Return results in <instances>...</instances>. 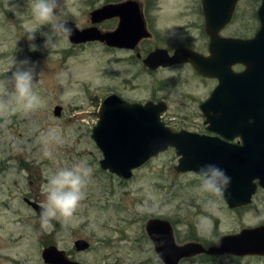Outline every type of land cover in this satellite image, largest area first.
<instances>
[{
    "label": "rangeland",
    "instance_id": "374dc122",
    "mask_svg": "<svg viewBox=\"0 0 264 264\" xmlns=\"http://www.w3.org/2000/svg\"><path fill=\"white\" fill-rule=\"evenodd\" d=\"M122 1L64 0L60 19L83 29L93 25L91 11ZM137 1L156 35L133 51L109 49L99 41L74 44L62 38L56 48L41 54L28 52L30 13L17 17L0 0V80L10 75L15 58L39 61L36 92L43 101L30 114L0 116V264H46L42 251L49 245L84 264H164L146 232L150 218L171 221L177 243L199 241L206 246L223 235L264 225L263 188L257 189L250 204L230 208L221 194L200 191L196 173L176 171L179 157L173 147L136 169L129 180L101 168L103 153L92 130L109 94L130 102L164 99L170 116L162 120L172 130L206 131L195 97L207 94L212 83L197 78L186 65L149 72L143 61L157 45L205 48L202 0ZM17 2L23 10L25 0ZM260 3L240 0L223 34L249 37L257 25L254 16ZM96 25L103 31L114 30L118 20ZM36 42L43 40L38 37ZM57 105L63 108L60 117L55 115ZM81 163L92 173L73 220L68 224L52 221L48 230L43 229L24 196L41 203L44 173ZM209 200L212 207H206ZM81 238L89 241V249L75 248ZM180 264H264V256L198 255Z\"/></svg>",
    "mask_w": 264,
    "mask_h": 264
},
{
    "label": "water",
    "instance_id": "95a60500",
    "mask_svg": "<svg viewBox=\"0 0 264 264\" xmlns=\"http://www.w3.org/2000/svg\"><path fill=\"white\" fill-rule=\"evenodd\" d=\"M239 1L203 0L206 30L211 37L210 56L184 48L171 56L166 49L159 48L143 61L151 70L190 62L202 75L218 78L219 84L203 106L207 116L205 123L209 130L226 138L240 135L244 143L232 144L185 129L174 131L162 120L161 115L167 109L164 101L130 102L112 93L102 101L99 121L92 130V138L103 153L100 160L103 170L129 180L136 169L173 147L179 157L175 166L177 172L197 174L201 167L211 164L230 177V184L221 194L230 208L250 204L257 189H264V0L258 9L261 25L254 38L220 36V29L231 21ZM90 15L93 25L83 29L66 20L73 29L69 37L72 43L99 41L111 47L134 50L151 34L137 0L106 3ZM115 17L119 22L114 30L103 31L96 25ZM235 64H243L245 69L235 72ZM62 110V106L57 105L55 115L60 117ZM25 202L40 219L41 203L27 197ZM146 232L164 264H180L198 255L264 256V225L223 235L217 243L208 246L199 241L177 243L173 224L163 218H150ZM74 245L78 251L91 246L83 238L77 239ZM42 258L46 264H84L72 260L56 245L46 246Z\"/></svg>",
    "mask_w": 264,
    "mask_h": 264
},
{
    "label": "clouds",
    "instance_id": "9594fccd",
    "mask_svg": "<svg viewBox=\"0 0 264 264\" xmlns=\"http://www.w3.org/2000/svg\"><path fill=\"white\" fill-rule=\"evenodd\" d=\"M5 7L17 17L22 12L30 13L32 26H26L30 53L49 52L58 46L62 38L67 39L73 34L68 22L60 19L64 15V0H25L23 10L17 0H5ZM38 37L42 38L43 43L36 42ZM13 65L10 75L0 80V116L27 115L43 105L36 92L41 73L37 72L39 61L25 56L23 59L15 58ZM91 173L92 170L82 163L44 173L45 183L41 186V192L45 199L40 204L43 229L48 230L52 221L68 224L73 220L85 199ZM196 175L200 191L210 195L223 194L230 184V177L216 165H205ZM212 206L213 202L209 200L206 207ZM141 208L138 206V210Z\"/></svg>",
    "mask_w": 264,
    "mask_h": 264
},
{
    "label": "flooded vegetation",
    "instance_id": "af4514ba",
    "mask_svg": "<svg viewBox=\"0 0 264 264\" xmlns=\"http://www.w3.org/2000/svg\"><path fill=\"white\" fill-rule=\"evenodd\" d=\"M261 2H262V0H261ZM239 3V2H238ZM238 3H237V6H238ZM139 5H140V9H141V11L143 12V15H144V20H145V24H146V28L148 29V31L151 33L150 34V36L149 37H147V38H143L139 43H138V45H140L144 40H147V39H151L152 37H155V31H154V29L151 27V23H150V21H149V19L146 17V15H145V12H144V10H143V6H142V4H140L139 3ZM260 5H261V3H260ZM260 5H259V7H260ZM237 6H236V9H237ZM259 7H258V9H259ZM236 9H235V11H234V14H233V17H232V19H231V21L225 26V27H223L222 29H220V31H219V35L220 36H222V37H231V38H242V37H238V36H225L224 34H223V31L228 27V26H230L231 25V23H232V21H233V19H234V17H235V15H236ZM258 9L256 10V12H255V16H254V20H256V22H257V25H256V27H255V25H254V29H253V32L251 33V35H249V37H244V38H242V39H251V38H254L255 36H256V34H257V32H258V30H259V28H260V25H261V23H260V19H259V16H258ZM201 10H202V14H203V18H204V21H203V23H202V30H203V38H204V45H205V48L203 49V50H198V49H194V48H192V47H189V46H183V45H178V46H174V44H172L171 46H164V45H157L154 49H151V50H149L147 53H146V55L145 56H148V54L150 53V52H152V51H154V50H156V49H159V48H162V49H166L168 52H169V54L172 56L178 49H180V48H184V49H191V50H194V51H196V52H199V53H201V54H203V55H205V56H210L211 55V52H210V41H211V37H210V35L208 34V32H207V30H206V19H205V14H204V7H203V0H202V8H201ZM112 19H115V20H118V22H119V18L118 17H115V18H111V19H109V20H112ZM137 45V46H138ZM108 46V45H107ZM174 46V47H173ZM109 47V49H117V50H132L133 51V49H128V48H117V47H111V46H108ZM137 48V47H136ZM137 56L138 57H140L141 56V53L138 51L137 52ZM145 59V58H144ZM143 59V60H144ZM183 65H186V66H188L190 69H191V71L193 72V74L197 77V78H199V79H201V80H204V81H209V82H211L212 83V87L208 90V93L207 94H205L202 98H199V99H197V97H195V100L197 101V106L199 107V109H200V115H201V117L203 118V120H204V122H206V120H207V116H206V111L205 110H203V106L204 105H206L208 102H209V100H210V98H211V96H212V94H213V92H214V90H215V88L217 87V85L219 84V79L218 78H216V77H208V76H204V75H202L201 73H199L194 67H193V65L190 63V62H183V63H175V64H172L171 66H168V67H163V66H160V67H158L157 69H155V70H151L150 68H148L147 66H145V68L149 71V72H156V71H159V70H165V69H173V68H177V67H180V66H183ZM245 69V66L243 65V64H235L234 66H233V70L235 71V72H240V71H243ZM147 101H153V102H160V101H164L166 104H167V109H166V111H164L163 113H162V115H161V117H162V119L164 120V119H167L168 118V116H170V113H169V109H168V107H169V105H168V102L167 101H165L164 99H158L157 97H153L152 99H150V100H147ZM146 101V102H147ZM145 103V102H144ZM206 108H208V109H210L209 107H206ZM209 112L210 113H213V110H209ZM171 119H174V117L171 115ZM251 122H253V120L251 119L250 120ZM206 124V123H205ZM200 134H202V135H207V136H212V137H218V138H220V139H222V140H224V141H226V142H228V143H232V144H237V145H242L243 143H244V141H243V138L240 136V135H238V136H235L234 138H226L225 136H223L221 133H218V132H215V131H211V130H209L208 129V125L206 124V131L205 132H201ZM30 198V199H33L31 196H28V195H26V196H24V201H25V198ZM33 200H35V199H33ZM36 201V200H35ZM38 202V201H37Z\"/></svg>",
    "mask_w": 264,
    "mask_h": 264
},
{
    "label": "trees",
    "instance_id": "16d2710c",
    "mask_svg": "<svg viewBox=\"0 0 264 264\" xmlns=\"http://www.w3.org/2000/svg\"><path fill=\"white\" fill-rule=\"evenodd\" d=\"M204 256H207L208 258H212V257H214V256H210V255H204Z\"/></svg>",
    "mask_w": 264,
    "mask_h": 264
}]
</instances>
